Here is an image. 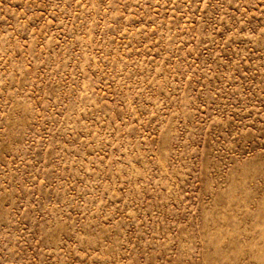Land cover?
Here are the masks:
<instances>
[{
	"label": "rangeland",
	"instance_id": "1",
	"mask_svg": "<svg viewBox=\"0 0 264 264\" xmlns=\"http://www.w3.org/2000/svg\"><path fill=\"white\" fill-rule=\"evenodd\" d=\"M0 264H264V0H0Z\"/></svg>",
	"mask_w": 264,
	"mask_h": 264
}]
</instances>
